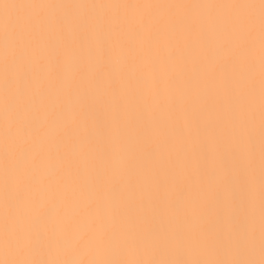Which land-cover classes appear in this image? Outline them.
<instances>
[{"label":"bare ground","instance_id":"obj_1","mask_svg":"<svg viewBox=\"0 0 264 264\" xmlns=\"http://www.w3.org/2000/svg\"><path fill=\"white\" fill-rule=\"evenodd\" d=\"M0 264H264V0H0Z\"/></svg>","mask_w":264,"mask_h":264}]
</instances>
